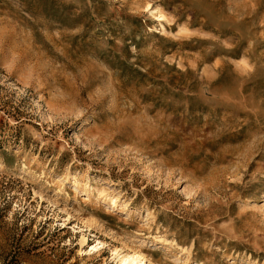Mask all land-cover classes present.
<instances>
[{
	"label": "rangeland",
	"instance_id": "1",
	"mask_svg": "<svg viewBox=\"0 0 264 264\" xmlns=\"http://www.w3.org/2000/svg\"><path fill=\"white\" fill-rule=\"evenodd\" d=\"M135 254L264 264V0H0V264Z\"/></svg>",
	"mask_w": 264,
	"mask_h": 264
},
{
	"label": "bare ground",
	"instance_id": "2",
	"mask_svg": "<svg viewBox=\"0 0 264 264\" xmlns=\"http://www.w3.org/2000/svg\"><path fill=\"white\" fill-rule=\"evenodd\" d=\"M84 240L82 241V243ZM119 264H147L144 260V257H142L139 254H135L132 257H125L121 258Z\"/></svg>",
	"mask_w": 264,
	"mask_h": 264
}]
</instances>
